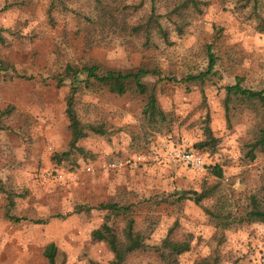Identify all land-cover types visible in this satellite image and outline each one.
Here are the masks:
<instances>
[{
	"label": "rangeland",
	"instance_id": "1",
	"mask_svg": "<svg viewBox=\"0 0 264 264\" xmlns=\"http://www.w3.org/2000/svg\"><path fill=\"white\" fill-rule=\"evenodd\" d=\"M173 1H105L118 19L102 23L96 0H0V264H51V243L56 264H109V244L92 236L103 225L124 247L142 235L191 243L175 262L134 250L127 264H199L213 253L220 264H264V221L244 219L252 195L264 200V151L253 145L263 110L236 95L226 102L228 85L264 89V0H202L201 12L186 10L182 32ZM138 24L147 27L132 30ZM92 62L158 70L143 80L172 123H148L145 94L83 81L77 114L104 133L71 148L66 67ZM207 124L214 148L196 145ZM113 202L127 212L112 213Z\"/></svg>",
	"mask_w": 264,
	"mask_h": 264
},
{
	"label": "trees",
	"instance_id": "2",
	"mask_svg": "<svg viewBox=\"0 0 264 264\" xmlns=\"http://www.w3.org/2000/svg\"><path fill=\"white\" fill-rule=\"evenodd\" d=\"M68 0H56V3L61 4V6L65 7ZM105 1L115 2L116 0H96L97 5H101L100 7L106 11L104 14H100V21L105 23L103 20L111 18L112 20L118 19V12L116 8L107 10ZM202 0H174V6L170 11L169 15H176V19L174 22L177 25L176 29L179 32L183 30V21H186L187 18V9H193L197 12H201L200 4ZM206 3V2H205ZM106 9V10H105ZM155 10V9H153ZM155 13V11H154ZM108 14V15H107ZM150 21H153V24H158V19L154 14L150 15ZM157 22V23H156ZM184 23V22H183ZM146 28L147 25L138 24L132 26V30L141 31L143 28ZM210 63H209V71L213 68L215 64V57L210 52ZM66 71L71 74L72 79V88L69 95L66 98V116L69 121V130L71 132V140L70 146L71 148H75L78 150H82L78 146V142L80 139L86 137L90 131L96 133H104V130L101 126L92 125V124H84L77 114V110L75 107V99L76 93L78 91V87L83 81H87L88 83H96L102 86H107L110 91L117 94H124L129 90H135L140 94H145L148 97L149 106L146 112V117L148 118V123L154 125L156 130H159L160 127L168 126L172 123V119L169 117L168 113H166L160 106L156 89L154 86L149 85L143 79L148 74H156L159 75V71L144 67L129 69V70H119V69H104L99 62H92L84 64L82 68H77L72 65H67ZM81 73L86 74V78H81ZM207 73L201 72L199 74H190L186 76L184 79L187 81L195 80V79H203ZM177 80L176 78H174ZM227 89V100L232 95H236L244 100L249 102L258 101L263 110V118H264V89L262 90H252L244 88L240 85L239 82L226 86ZM264 120V119H263ZM204 133L206 138L197 142V146L203 147L206 145L213 146V148L217 145L219 138H217L211 129V127L207 124L204 128ZM255 149H260L264 151V125L260 131V137L257 142L254 144ZM254 157L255 154H252ZM217 166L214 167V171L221 175V169ZM0 191H6L4 189L2 180L0 179ZM10 200L11 197H10ZM13 202V200L11 201ZM13 204V203H12ZM112 213L120 214L125 213L128 210V206L119 205L118 203H108L105 205ZM82 207H79L78 210H81ZM244 219L246 221H264V200L260 199L257 195H252L250 198L249 206L245 209ZM35 223H46L48 220L43 219H34ZM92 236L95 240L105 241L109 244L111 251L114 254V258L109 262V264H127V256L133 252L134 250H156L161 253V256L166 262H175L179 255L188 251L190 249L191 243L188 240H177L171 236H166L161 239L159 242H150L147 241L149 236L145 237V235L140 236L139 240L133 241L129 246H121L116 239V236L112 234L109 226L103 225L98 229H95L92 232ZM57 247L54 243L48 244L44 249V255L48 258L51 264H56V256H57ZM220 257L213 253V255L205 256L199 264H220ZM90 264H99L97 262H90Z\"/></svg>",
	"mask_w": 264,
	"mask_h": 264
},
{
	"label": "built area",
	"instance_id": "3",
	"mask_svg": "<svg viewBox=\"0 0 264 264\" xmlns=\"http://www.w3.org/2000/svg\"><path fill=\"white\" fill-rule=\"evenodd\" d=\"M185 158L186 159H188L189 161L191 160V161H195V162H200V160L199 159H196L195 158V156H194V154L193 153H188L186 156H185Z\"/></svg>",
	"mask_w": 264,
	"mask_h": 264
}]
</instances>
